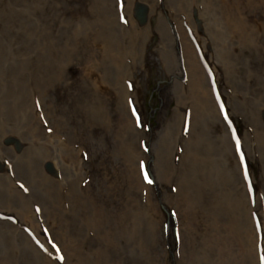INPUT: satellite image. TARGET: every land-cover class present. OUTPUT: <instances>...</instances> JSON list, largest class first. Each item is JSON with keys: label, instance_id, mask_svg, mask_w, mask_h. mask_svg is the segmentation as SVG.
<instances>
[{"label": "rangeland", "instance_id": "rangeland-1", "mask_svg": "<svg viewBox=\"0 0 264 264\" xmlns=\"http://www.w3.org/2000/svg\"><path fill=\"white\" fill-rule=\"evenodd\" d=\"M127 1L0 0V264H264L263 0H135L138 55ZM180 29L220 123L191 94ZM136 201L122 247L144 258L94 254Z\"/></svg>", "mask_w": 264, "mask_h": 264}, {"label": "bare ground", "instance_id": "bare-ground-1", "mask_svg": "<svg viewBox=\"0 0 264 264\" xmlns=\"http://www.w3.org/2000/svg\"><path fill=\"white\" fill-rule=\"evenodd\" d=\"M135 0L132 1L131 3V0H128L127 1V5H126V9L128 11V14L127 16L130 17L131 20H129V25L133 28V30L137 33V40H138V51L135 55H138L139 54V49L141 48L142 46V41H143V38L144 36L146 35V29H148L147 27L144 28V27H139L140 25H137L135 21H132L134 20V15H133V19H132V16L129 14V10L132 11V7H133V4H135L134 2ZM202 2H211V0H201ZM241 2H226V7H227V11H229V13L231 14L232 17H235V22H234V26H235V31H237L238 33H243L244 31V25L239 17V13H240V6ZM147 7L149 9L150 6L146 3ZM248 6H251V2H249ZM259 6L260 8H263L264 9V0L262 2H259ZM147 8V9H148ZM150 11V10H149ZM204 14L207 15V9L206 7L204 8V10L202 9L201 12H200V19H201V22L203 24V17H204ZM184 19V20H183ZM182 21H186L188 23V25L192 28V26L190 25L191 24V19H186L185 16L183 17ZM174 24L177 25V28L179 29V26H180V20H177ZM200 24V26L202 25ZM209 23L208 22H205L204 21V25H203V31L204 33L207 34V30L208 32L212 29V25L209 27ZM182 28V27H181ZM190 29V28H189ZM190 31H195V30H191ZM179 33V46H180V50L181 52L184 54V57L186 56L187 60L190 62L189 66H188V72H186L187 76L189 77V88H190V91H191V94L194 98V100L197 101V105L199 106V110L200 111H204L205 115H206V119H208V121H215L217 123H220V119H219V116L221 117L220 113L217 112L218 110V107H217V104L214 100V98L212 97V95H210L213 89L214 86H211L208 82V78L206 76V74L204 73V70L195 63V60L193 59V54H194V51H193V48L192 46L194 47V44L193 42L191 41V34L189 33V31L186 29V31H183V30H179L178 31ZM194 33H197V32H194ZM206 38H204V42H206ZM162 43V42H160ZM118 47V43H112L111 46L112 47ZM109 49H111V47L109 46ZM111 53L112 54V58H110V60L112 62H115L117 59H118V56H119V53L118 54H115L113 53V51H105L104 54L108 56V53ZM114 55V56H113ZM102 61H100V64L103 65V64H106L107 60L106 58H101ZM99 64V65H100ZM133 64V62H131V65ZM214 68L215 66L212 65ZM96 68H98V65L96 66ZM133 74V66H132V72ZM132 74H131V78L133 80V77H132ZM94 88H96V84L93 85ZM135 88H137V84H136V81L133 80V82L131 83V90L129 91L131 94H132V97L135 98L134 96V93H135ZM217 107V109H216ZM219 111V110H218ZM129 114V113H128ZM203 116V115H201ZM174 120V119H173ZM130 121V120H129ZM139 122H140V116H139ZM222 122V121H221ZM131 125V123H130ZM129 125V122H126V120L124 119L122 124H121V127L119 128V131H118V136L120 138V142H119V145L120 146H125V148L128 146L126 143H125V133L127 131H130L129 134H132V136H134V139H135V134H136V129H134V127H130ZM217 137L219 139H222L223 140V136L224 134L222 133H216ZM76 139L79 141V137L77 136ZM135 148H134V147ZM131 149L135 150L136 149V145L133 143L131 146H129ZM222 154L224 155H227L228 157V153L225 152L224 150L222 151ZM72 155H73V158H76L77 155L75 152H72ZM131 167H132V164H130ZM239 170V168H238ZM221 179H224L225 176L221 177ZM78 195V194H77ZM136 205H137V208H136V211H134L132 214L129 215V220L127 221V225L124 226V222L122 219H119V218H115L113 220V225L117 228V232L115 233L119 238H122L123 241H120L119 239H116L114 237L115 234L111 235L110 238H107L104 243H103V247L102 248H99L97 249L94 254L98 253V252H101L104 248H105V245H107V247H111L112 248V253L114 255V257L116 259H119V258H122V257H126V256H130V257H139V258H144L143 256H135L136 255V252H126V243L128 241L129 238H126V237H121V236H127V235H131V232H132V227H133V217L138 213V201H136ZM80 206H81V209L85 208V203L83 201H81L80 203ZM95 220L90 217V218H87L85 220L86 222V225H93V222ZM130 222L132 223V226L130 224ZM142 237V243H137V245L139 246L141 252H139V254L142 255V252L144 251V249H147L148 248V245L145 241H147V233H145ZM145 242V243H144ZM122 246H125V249L122 247ZM189 247V246H187ZM180 253V254H179ZM182 254L184 257H186L187 255V250L186 251H183L182 252V245H179L176 252H175V257L177 260L179 259H182ZM102 257V255H101ZM113 261V260H112ZM114 261H117V260H114ZM82 262V261H81ZM111 261H104L102 259H98L96 261L93 262V264H111L110 263ZM119 262V261H117ZM62 264H70L69 262H66V263H62ZM83 264V263H82ZM139 264H142L139 262Z\"/></svg>", "mask_w": 264, "mask_h": 264}]
</instances>
